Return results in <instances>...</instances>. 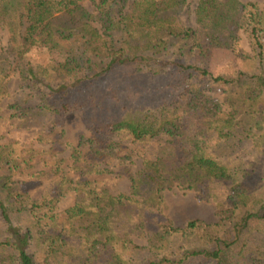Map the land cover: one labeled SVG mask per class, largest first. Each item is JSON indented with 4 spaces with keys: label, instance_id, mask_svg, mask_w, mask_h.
Returning a JSON list of instances; mask_svg holds the SVG:
<instances>
[{
    "label": "trees",
    "instance_id": "1",
    "mask_svg": "<svg viewBox=\"0 0 264 264\" xmlns=\"http://www.w3.org/2000/svg\"><path fill=\"white\" fill-rule=\"evenodd\" d=\"M79 1L0 0L13 59L0 50V101L11 97L14 113L27 115L34 107L26 101L37 93L35 110L53 116L58 135L65 133L69 112L88 111L91 129L87 141L80 140L84 153L73 148L67 157L40 161L43 172L50 164L59 173L40 199L23 191L15 174L49 149L17 153L11 146L5 152L0 264H264V190L258 184V168L264 172V13L255 2L198 0L193 28L178 18L188 0H104L127 8L120 42L106 30L98 41L89 40L90 22L71 20L49 38L45 51L57 52L53 64L34 60L37 33ZM241 27L252 48L240 52L237 76L214 75L193 60L204 43L219 45ZM13 61L32 93L12 94ZM210 79L248 81L249 89L244 99L225 102L207 92ZM162 133L168 150L143 164L128 192L113 193L92 176L97 163L116 152L108 135L137 141ZM78 157L83 166L77 168ZM217 181L227 190L218 220L191 218L178 226L166 217L169 183L217 200L209 188ZM69 192L75 196L61 219L57 207ZM133 219L137 227L129 230L125 220ZM146 229L152 233L141 244L133 233Z\"/></svg>",
    "mask_w": 264,
    "mask_h": 264
},
{
    "label": "rangeland",
    "instance_id": "2",
    "mask_svg": "<svg viewBox=\"0 0 264 264\" xmlns=\"http://www.w3.org/2000/svg\"><path fill=\"white\" fill-rule=\"evenodd\" d=\"M233 1L227 0V4H231ZM239 1L243 3L255 2L260 11L264 13V0ZM197 2L198 0H188V4L178 13V18L183 25L197 28ZM107 4L104 0H80L77 5L72 6L69 10L59 12L37 33L32 45L31 57L44 66H51L57 57V52L53 50L52 55L51 52L45 51L50 45L49 38L57 32L58 28H62L71 20L90 22L91 25L85 34L89 40L98 41L102 32L106 30L113 39L120 42L124 35L122 28L123 15L127 8L122 6H113L111 8ZM6 21H9L8 16L2 22ZM2 22H0V50L10 56L8 54L6 29ZM220 41L219 45H216V43H204L197 50L193 60L207 67L214 75L234 78L239 72L240 52L250 51L252 48L250 37L245 28L241 27L236 36H229ZM52 56L54 57L52 58ZM10 58L13 60L11 56ZM8 84L12 94L21 92L32 93L30 86H24L16 61H13L10 68ZM248 89V81L228 83L210 79L207 86L208 93L217 96L225 102H228L226 100L228 97L238 100L244 99ZM15 99L16 97H13V102ZM11 103V97L0 101V174L6 169L2 158L11 146L16 147L17 153H20L22 148L26 149L28 147L36 148L37 152L41 149L46 151L49 149L48 153L41 151L37 154L33 167L25 168L22 173L18 172V174H15V178L20 181L23 191H28L33 198L40 199L53 190L56 180L59 179V173L55 174L53 170H50V164L45 166V172H43L40 169V161L45 158L67 157L73 151V148L74 150L75 148H80L83 152L87 146L84 143L80 144V140L86 142L87 140H84L83 136L87 137L91 133L88 120L89 114L88 111H75L65 114V133L63 135V131H61L60 136L57 133L60 127L54 125L53 116L39 114L38 110H35L39 103L37 93L30 96L26 101L27 104L34 107V112L30 114H15V109L11 107ZM108 138L116 142V152L110 154L108 158L99 161L92 176L98 179L100 186L108 188L113 193L128 192L132 179L139 177L138 172L143 164L147 161H156L159 156L168 150V135L163 133L150 139L137 141L117 134L108 135ZM71 160L73 162L74 157ZM80 165L82 167L83 163L78 157L77 168ZM72 168L74 169L73 165ZM261 168H258L260 173L258 184L260 190H264V172ZM97 169L101 170L97 171ZM36 170H41L42 173H37L35 172ZM74 175L77 176L75 173ZM209 188L216 192L217 200L213 196H209V198L208 196L205 197L206 195L202 196L200 193H203L204 190H187L177 186L176 182L169 183L164 188L167 201L166 217L178 226L185 225L191 218H198L206 222L218 220L221 216V209L218 204L224 201V196L227 193L226 186L217 181L212 182ZM74 196V193L69 192L58 204L57 212L61 219L67 218V206L72 202ZM125 221L129 230L131 228L136 229L135 219ZM150 233L152 232L146 229L144 232H134L133 234L137 242L144 244L149 241ZM60 263L68 264L64 261Z\"/></svg>",
    "mask_w": 264,
    "mask_h": 264
}]
</instances>
